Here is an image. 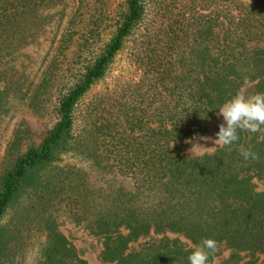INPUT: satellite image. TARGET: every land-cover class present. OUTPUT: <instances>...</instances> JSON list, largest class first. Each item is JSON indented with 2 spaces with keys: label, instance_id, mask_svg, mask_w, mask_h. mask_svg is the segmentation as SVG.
<instances>
[{
  "label": "trees",
  "instance_id": "trees-1",
  "mask_svg": "<svg viewBox=\"0 0 264 264\" xmlns=\"http://www.w3.org/2000/svg\"><path fill=\"white\" fill-rule=\"evenodd\" d=\"M69 1L36 84L0 70V118L18 92L49 125L15 127L0 155V264H25L36 236L34 264H90L63 221L110 264H189L205 238L209 264H264V131L185 153L243 86L264 92V0H0V61ZM120 52L136 78L113 74Z\"/></svg>",
  "mask_w": 264,
  "mask_h": 264
},
{
  "label": "rangeland",
  "instance_id": "rangeland-1",
  "mask_svg": "<svg viewBox=\"0 0 264 264\" xmlns=\"http://www.w3.org/2000/svg\"><path fill=\"white\" fill-rule=\"evenodd\" d=\"M73 10L74 6L70 1L64 7L58 6L52 9L51 15L53 17L50 21L28 34L26 40L22 42V45L17 50L2 57L0 61V70L10 69L22 75L27 80L26 84L30 83L32 86L36 84L49 59L52 47L65 29L67 19ZM112 69L113 74H122L131 78H136L139 74V70H136L125 61L123 52H120L116 56ZM110 81L111 77L98 83L90 90L88 95L104 87L106 84L110 83ZM252 90L253 83H247L240 90V94L246 97L251 96ZM7 108V112L0 118V155L4 153L15 127L22 126L27 128L31 137L30 141H38L43 138L49 128L48 123L31 109L27 104V97L21 93L15 92L10 96ZM222 123V117L218 116V112H216L213 119L206 125L205 132L194 140L191 147L185 149V153H201L205 150L214 148L216 144L213 143V141L219 130V125ZM204 137H209L210 139L205 140L203 139ZM94 175L99 177L98 173ZM257 184L260 189L264 190V180L257 181ZM60 229L82 250L83 257L87 259L90 264H110L102 262L99 259V251L102 246L99 238L74 228L66 221L61 223ZM147 239L148 237L140 238L130 243L129 250H139ZM42 240L43 236H36L32 239V246L29 249L27 247L24 253L25 264L35 263L37 246L39 241ZM226 255L227 252H223L216 261L221 260Z\"/></svg>",
  "mask_w": 264,
  "mask_h": 264
},
{
  "label": "clouds",
  "instance_id": "clouds-1",
  "mask_svg": "<svg viewBox=\"0 0 264 264\" xmlns=\"http://www.w3.org/2000/svg\"><path fill=\"white\" fill-rule=\"evenodd\" d=\"M217 109L219 110L218 116L222 117L223 123L219 125L213 143L220 148L236 143L239 140L240 131L249 133L264 131V92L247 97L237 93ZM205 116L206 113L200 117L205 118ZM203 139L210 138L204 137ZM240 155L246 163L259 159L258 153L250 148L241 147ZM217 247L215 239H203L198 246L191 250L188 256L189 264H209V257L215 253Z\"/></svg>",
  "mask_w": 264,
  "mask_h": 264
}]
</instances>
